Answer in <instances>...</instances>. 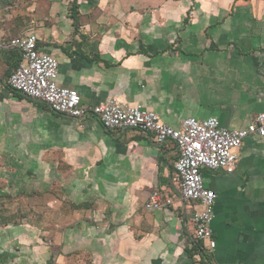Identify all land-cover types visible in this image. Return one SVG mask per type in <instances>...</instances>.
I'll list each match as a JSON object with an SVG mask.
<instances>
[{
  "label": "crops",
  "instance_id": "obj_1",
  "mask_svg": "<svg viewBox=\"0 0 264 264\" xmlns=\"http://www.w3.org/2000/svg\"><path fill=\"white\" fill-rule=\"evenodd\" d=\"M31 8L35 21L14 36L0 5V44L36 34L59 61L58 84L83 104L142 105L174 128L216 117L237 130L264 113V0ZM18 60L0 52V264H264V138L244 140L233 174L203 171L217 199L216 247L202 260L174 145L54 114L9 89ZM154 191L173 204L147 211Z\"/></svg>",
  "mask_w": 264,
  "mask_h": 264
},
{
  "label": "built area",
  "instance_id": "obj_2",
  "mask_svg": "<svg viewBox=\"0 0 264 264\" xmlns=\"http://www.w3.org/2000/svg\"><path fill=\"white\" fill-rule=\"evenodd\" d=\"M39 39L33 32L25 33L0 44V52L15 51L19 60L7 79V86L28 99L43 103L56 115L74 120L97 119L107 131L134 130L153 137L160 145L172 144L178 153L175 170L180 180L184 200L194 204L192 221L195 239L207 254L213 252L216 242L212 223L217 196L205 187L203 171L223 170L233 174L238 162V150L251 136L264 138V113L256 115L242 129L229 130L219 119L190 118L180 128L163 123L160 117L142 105L131 106L109 98L89 106L83 104L76 90L58 84L59 61L42 52ZM173 204L158 191L152 192L144 204L147 211H157Z\"/></svg>",
  "mask_w": 264,
  "mask_h": 264
},
{
  "label": "rangeland",
  "instance_id": "obj_3",
  "mask_svg": "<svg viewBox=\"0 0 264 264\" xmlns=\"http://www.w3.org/2000/svg\"><path fill=\"white\" fill-rule=\"evenodd\" d=\"M32 3L33 0H0L3 17H5L6 19H11L6 21L8 28L12 30L11 33L14 36L19 35L23 30L27 29L30 26L32 21H35L34 15L36 14V11L34 12L31 8ZM71 7L72 5L69 6V13L72 10ZM28 210L29 208L24 205L23 213L25 215L28 214ZM3 217L4 216L0 215L1 219Z\"/></svg>",
  "mask_w": 264,
  "mask_h": 264
},
{
  "label": "trees",
  "instance_id": "obj_4",
  "mask_svg": "<svg viewBox=\"0 0 264 264\" xmlns=\"http://www.w3.org/2000/svg\"><path fill=\"white\" fill-rule=\"evenodd\" d=\"M73 19L75 20L76 18L75 17H73ZM195 248H196V250H197V252L200 254V256H201V259L202 260H207V255H206V253L203 251V249H202V246H201V244L199 243V242H195Z\"/></svg>",
  "mask_w": 264,
  "mask_h": 264
}]
</instances>
